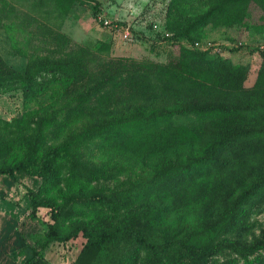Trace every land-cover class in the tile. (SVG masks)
<instances>
[{"label":"trees","instance_id":"1","mask_svg":"<svg viewBox=\"0 0 264 264\" xmlns=\"http://www.w3.org/2000/svg\"><path fill=\"white\" fill-rule=\"evenodd\" d=\"M76 1L0 0L14 57L0 52V89L24 95L0 119V176L41 177L37 242H68L70 264H264L250 222L264 206V49L245 86L248 65L180 43L208 26L264 35V0H169L166 62L73 44L60 27ZM36 255L26 264H45Z\"/></svg>","mask_w":264,"mask_h":264},{"label":"rangeland","instance_id":"2","mask_svg":"<svg viewBox=\"0 0 264 264\" xmlns=\"http://www.w3.org/2000/svg\"><path fill=\"white\" fill-rule=\"evenodd\" d=\"M98 1L99 7L109 18L118 20L123 26H130L131 39L125 41L120 33L104 28L92 13L93 3L79 0L73 3L60 27V30L71 38L73 44L94 48L104 41L110 44L111 56H126L158 62L168 60L172 42L176 40L174 32L166 27L165 13L169 0ZM18 8L31 15L36 13L27 9L26 6H18ZM199 40L211 41L223 50L222 56L229 57L234 63L248 65L249 70L244 85L251 86L254 83L262 61L260 51L264 49V35L246 26L229 28L208 26ZM10 50L12 49L5 38L3 29H0V52L4 57L8 55V59H14L9 55ZM23 112L24 95L19 85H13L10 89H0V119L11 121ZM2 125L0 139L7 135L2 130ZM5 175L21 187L16 199L7 200L10 207L14 208L16 204L20 210L19 213H12L11 220L0 218V264H26L35 254L41 256L45 264H70L75 256L76 248L70 246L68 242L62 244L49 242L47 246L37 242L46 227L32 216L29 203L32 193L37 191L41 183V177L18 169L12 175L7 173ZM100 182L103 186L98 187L103 189L114 186L113 180H100ZM59 195L56 190L46 194V196L58 197L57 201H60ZM250 216V222L254 225L253 232L258 235L264 229V206L254 209ZM71 221L73 219L67 224ZM5 227L12 229L19 240L20 247L17 250L5 248L8 240L12 238V235L7 232L2 235ZM248 237L251 238L250 235ZM9 250L13 251L7 253ZM4 253L7 256H3ZM12 255L16 258H12Z\"/></svg>","mask_w":264,"mask_h":264},{"label":"crops","instance_id":"3","mask_svg":"<svg viewBox=\"0 0 264 264\" xmlns=\"http://www.w3.org/2000/svg\"><path fill=\"white\" fill-rule=\"evenodd\" d=\"M20 190L21 187L13 179L6 177V175L0 176V218H8L7 220H11L13 219L12 213H19L20 207L16 204H14V208L10 207L7 200L16 199L18 197V193H20ZM2 231V235H4L6 232L12 235V238L8 240V245H6L5 248L17 250L20 247V243L16 238V235H14L15 233L13 230L5 227ZM12 251L13 250H9L7 253ZM3 256H7V254L4 253ZM12 258L16 257H13L12 255Z\"/></svg>","mask_w":264,"mask_h":264},{"label":"built area","instance_id":"4","mask_svg":"<svg viewBox=\"0 0 264 264\" xmlns=\"http://www.w3.org/2000/svg\"><path fill=\"white\" fill-rule=\"evenodd\" d=\"M95 18L98 20V22H100V24L104 28L120 33L121 38L123 40L127 41L131 39L132 32H131L130 26L128 25L123 26L122 24H120V22H118V20H113L112 18H109L101 8L95 15ZM180 43L190 49H195L199 51H207L210 53H219L221 55L224 54L223 50L218 48L211 41H206V40L188 41L186 39H182L180 40Z\"/></svg>","mask_w":264,"mask_h":264}]
</instances>
